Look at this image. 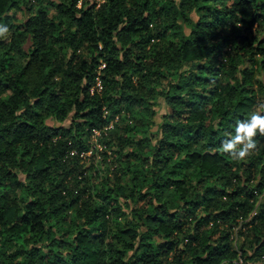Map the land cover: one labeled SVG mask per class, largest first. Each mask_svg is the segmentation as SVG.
Instances as JSON below:
<instances>
[{"label": "trees", "instance_id": "trees-1", "mask_svg": "<svg viewBox=\"0 0 264 264\" xmlns=\"http://www.w3.org/2000/svg\"><path fill=\"white\" fill-rule=\"evenodd\" d=\"M30 1L0 0V264H264V135L222 152L264 116V0Z\"/></svg>", "mask_w": 264, "mask_h": 264}, {"label": "clouds", "instance_id": "clouds-1", "mask_svg": "<svg viewBox=\"0 0 264 264\" xmlns=\"http://www.w3.org/2000/svg\"><path fill=\"white\" fill-rule=\"evenodd\" d=\"M7 32V29L0 27V34ZM259 130L264 135V116L253 114L250 119L238 122L235 135L222 143V152L229 153L233 159L244 160L256 148L254 137Z\"/></svg>", "mask_w": 264, "mask_h": 264}, {"label": "rangeland", "instance_id": "rangeland-1", "mask_svg": "<svg viewBox=\"0 0 264 264\" xmlns=\"http://www.w3.org/2000/svg\"><path fill=\"white\" fill-rule=\"evenodd\" d=\"M101 1L102 0H79L78 3H77V5L78 6H81L82 4H85V3L89 5V4L97 3V2H101ZM24 3H28V0H24ZM30 3L31 4H34L32 2V0L30 1ZM43 3L46 4L47 2L44 0ZM47 8H49V10H50L51 13H53V14L56 13V11L53 9V7H51V6L48 5ZM13 10H11V11H13ZM28 14H29V12L24 11V10H18V11H16V16H17L18 19H22L23 17L27 16ZM158 101H160L159 102L160 104H158L157 106H155V109L157 111V114L153 118V124L151 126V130L152 131H155L156 128H157V125L160 123V121H161L160 115L163 114L164 112H166V107L163 104V102H161L162 100L161 99H158ZM49 123L55 124V122L52 121V120H49ZM99 134H100L99 132H95L94 135H93V137L91 138V141L93 143H95V145L97 146V150H96L95 155H94V163H96V164H98V162L101 159V156H100V153H99V151L101 150V148H100L101 145L99 144V139H98ZM91 153L92 152H88L87 155L90 157ZM89 157H88V159L87 158L85 159L86 164H87L86 166H88L89 163H90V158ZM259 199H260V197H259ZM241 243H245L246 244L245 247L248 250V253H250L252 247L248 246L249 244L247 242H245V240H243V238L241 236L235 237V239L233 241V245H234L235 249H238L239 248V245Z\"/></svg>", "mask_w": 264, "mask_h": 264}, {"label": "built area", "instance_id": "built-area-1", "mask_svg": "<svg viewBox=\"0 0 264 264\" xmlns=\"http://www.w3.org/2000/svg\"><path fill=\"white\" fill-rule=\"evenodd\" d=\"M96 86L98 87V88H100L101 86H100V82L97 80V82H96Z\"/></svg>", "mask_w": 264, "mask_h": 264}]
</instances>
